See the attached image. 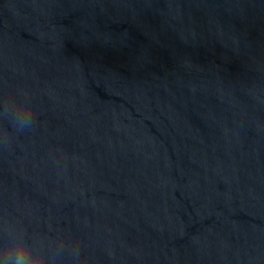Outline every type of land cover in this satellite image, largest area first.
I'll use <instances>...</instances> for the list:
<instances>
[{
  "label": "water",
  "instance_id": "water-1",
  "mask_svg": "<svg viewBox=\"0 0 264 264\" xmlns=\"http://www.w3.org/2000/svg\"><path fill=\"white\" fill-rule=\"evenodd\" d=\"M6 95L0 223L57 264H264V0H0Z\"/></svg>",
  "mask_w": 264,
  "mask_h": 264
},
{
  "label": "clouds",
  "instance_id": "clouds-1",
  "mask_svg": "<svg viewBox=\"0 0 264 264\" xmlns=\"http://www.w3.org/2000/svg\"><path fill=\"white\" fill-rule=\"evenodd\" d=\"M0 116H11L19 132L31 128L34 120L32 103L27 97L0 100ZM0 264H57L40 240L33 239L24 229L0 223Z\"/></svg>",
  "mask_w": 264,
  "mask_h": 264
}]
</instances>
